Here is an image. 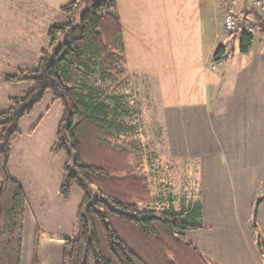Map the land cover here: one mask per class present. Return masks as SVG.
Wrapping results in <instances>:
<instances>
[{
  "label": "trees",
  "instance_id": "16d2710c",
  "mask_svg": "<svg viewBox=\"0 0 264 264\" xmlns=\"http://www.w3.org/2000/svg\"><path fill=\"white\" fill-rule=\"evenodd\" d=\"M60 12L65 22L48 28L49 47L36 68L3 76L6 84L31 87L9 98L0 112V264H22L29 202L10 172L11 147L21 135V120L46 93L62 107L49 152L62 157L59 196L67 201L73 189L82 195L75 236L62 240L61 264H216L183 235L204 228L199 201L178 212L168 198L161 211L148 209L155 198L138 165L136 129L126 121L130 108L118 96L127 72L114 0H72ZM252 12L256 35L242 25L236 31L241 55L255 37L264 41V21ZM225 58L224 48H217L213 62Z\"/></svg>",
  "mask_w": 264,
  "mask_h": 264
},
{
  "label": "crops",
  "instance_id": "0c3cea01",
  "mask_svg": "<svg viewBox=\"0 0 264 264\" xmlns=\"http://www.w3.org/2000/svg\"><path fill=\"white\" fill-rule=\"evenodd\" d=\"M8 1L0 0V27H25L29 21L24 18L15 20L11 15L3 14L2 9H12V13L13 9L21 10L26 17L31 14L30 11L36 8L40 10L44 2L14 0L17 4L13 7L12 0ZM114 2L121 24L127 74L136 75L139 80L145 82L153 96L154 104L160 108L162 115L166 116L164 120L197 122L194 145L190 149L196 156L194 182L198 185L196 200L193 202L199 201L201 204L204 228L185 232V240L216 264H263L264 253L260 254V249L264 245L257 243V248L251 237L250 212H239V191L234 193L233 197L235 209H229L228 197L222 202L224 207H218L214 212L208 211L207 200L213 197H206L203 190L207 183L200 179L202 168L200 169L198 154L201 152L197 148L207 147L205 152L209 155V166L218 164L217 168L213 165L214 169L233 171L234 177L226 172L229 180H232L226 185L243 186L245 180L247 186L253 181L263 184L264 41L258 38L259 41L255 42V37L249 53L241 55L240 34L233 40L236 33L229 36L223 30V0ZM235 6L239 25L247 27L256 23L249 0H237ZM25 29L21 33L20 30L12 31V34H16L12 41L20 44L18 49L22 46L24 50L29 51L33 47L32 39L30 37L25 40V37L33 33L26 35ZM231 43L233 50L230 48ZM219 47L224 48L226 58L214 63L213 55ZM202 125H208L206 139L203 140L197 138ZM22 136L21 132L20 137L12 144L9 167L12 177L21 185L27 196L32 214L31 221L35 226V244L39 230L31 208V201L34 200L32 192L35 190L34 196L38 198V195L40 198L44 184L42 185L40 179H35L36 172L34 174L30 171V168L35 166L30 164L27 158L30 150H25L30 139H24ZM16 142L21 152L18 151L17 157ZM54 143L47 148L48 153ZM214 155L219 157V162H214ZM58 156L50 155L51 158ZM221 176H224L223 172H220ZM263 201L264 199L255 206L257 217ZM215 202L217 201L212 203ZM259 223L264 231V219Z\"/></svg>",
  "mask_w": 264,
  "mask_h": 264
},
{
  "label": "rangeland",
  "instance_id": "374dc122",
  "mask_svg": "<svg viewBox=\"0 0 264 264\" xmlns=\"http://www.w3.org/2000/svg\"><path fill=\"white\" fill-rule=\"evenodd\" d=\"M71 1L44 0L40 10L36 8L30 11L31 14L26 17L21 10L13 9L14 13H12V9H2L3 14L11 15L15 20L24 18L29 21L25 27L20 25H3L0 27V112L8 108V98L21 96L27 88L31 87L28 83L20 86L6 84L3 81V76L13 74L20 68L30 70L36 68L40 53L49 47L48 28L65 22V16L60 12V8ZM16 4L12 0L11 5L14 7ZM8 13L10 14L8 15ZM24 28H26V35L33 33V35L30 34L25 37V40L30 39V37L32 39L33 47L29 51L24 50L22 46L18 49L17 46L20 44L12 41L16 35L12 34V31L20 30L21 33ZM237 35L236 33L233 40L238 38ZM257 41H259L258 37L255 39V42ZM230 48L231 50L234 49L233 43L230 44ZM228 52L231 53V51ZM120 82L122 88H120L118 96L123 97L130 108L131 117L126 121L136 129L134 139L140 146L141 155L138 165L142 169V174L150 181L152 194L155 198V204L148 209L159 212L167 207L166 201L170 198L174 209L179 212L183 207L189 206L193 200H196L198 193V185L194 182L196 156L190 152L192 145H194L197 122L164 120L166 116H163L160 108L154 104L149 87L136 75L126 73V77ZM61 116V104L52 102L51 95L46 93L41 103L35 107L33 114L23 118L20 122L22 137L27 140L30 139L28 148L25 149L31 151L27 154V158L30 164L35 165L33 169L30 168V171L36 172V174L34 173L35 179H40L42 185L44 184L43 194L40 198L38 195V198L35 197V190L32 192L34 200L31 201V208L39 230L35 244L33 241L35 226L31 221L30 207H27L26 210L22 264H61L62 240L72 239L75 236V213L82 195L79 190L73 189L66 202L60 198L58 190L62 179V157L51 158L47 149L56 141V128ZM202 127L198 130L197 138L203 140L206 139L208 125H202ZM32 129L34 130L29 135L28 133ZM16 147L18 149H16L17 157L20 152L17 142ZM33 147L35 149H31ZM206 148L199 146L197 149L201 152L198 154L200 156V160H198L200 169L202 168L200 179L207 183V187L205 184L203 190L206 197H213V199L207 200L208 211L214 212L218 207H224L222 202L228 197L230 198L229 209H235L236 203L233 197L234 193L239 191V203L237 202L240 208L239 212L242 213L243 210L250 212L251 237L257 248V243L264 245V231L259 223L264 219V201L262 208L258 211V217L255 213L256 202L261 200L264 195L263 184L253 181L247 186V180H245L244 187L226 185V183L232 182L226 172L234 177L233 171H226L222 168L214 169V166L217 168L218 164L209 166V155L205 152ZM213 157L214 162H219L218 156L214 155ZM220 172L221 174L223 172L222 178ZM246 173L249 172L246 171ZM29 182L30 179L28 178V184H30ZM213 201L217 202L212 203ZM142 209L147 210V208ZM263 253L264 246L260 249V254L263 255Z\"/></svg>",
  "mask_w": 264,
  "mask_h": 264
},
{
  "label": "built area",
  "instance_id": "2783aa9c",
  "mask_svg": "<svg viewBox=\"0 0 264 264\" xmlns=\"http://www.w3.org/2000/svg\"><path fill=\"white\" fill-rule=\"evenodd\" d=\"M237 0H223V16L222 24L223 30L227 35L236 33L239 27V23L236 19V3ZM249 5L252 11L256 12L260 18L264 21V0H249ZM258 24L255 23L252 26L245 27V31L251 35H256Z\"/></svg>",
  "mask_w": 264,
  "mask_h": 264
}]
</instances>
